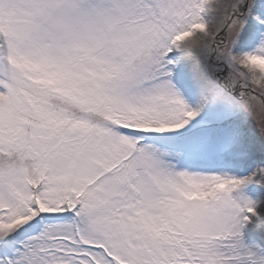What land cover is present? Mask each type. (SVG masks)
<instances>
[{
  "label": "snow or ice",
  "instance_id": "obj_1",
  "mask_svg": "<svg viewBox=\"0 0 264 264\" xmlns=\"http://www.w3.org/2000/svg\"><path fill=\"white\" fill-rule=\"evenodd\" d=\"M0 264H264V0H0Z\"/></svg>",
  "mask_w": 264,
  "mask_h": 264
}]
</instances>
